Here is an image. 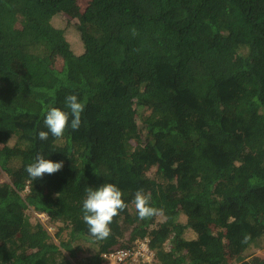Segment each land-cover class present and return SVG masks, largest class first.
Instances as JSON below:
<instances>
[{"label":"trees","instance_id":"obj_1","mask_svg":"<svg viewBox=\"0 0 264 264\" xmlns=\"http://www.w3.org/2000/svg\"><path fill=\"white\" fill-rule=\"evenodd\" d=\"M74 4L0 0V264H104L136 240L139 264H264V0H89L80 52L52 22ZM70 94L79 130L38 140ZM37 154L62 169L32 180ZM106 183L128 208L97 241L82 200ZM141 188L163 215L138 220Z\"/></svg>","mask_w":264,"mask_h":264},{"label":"clouds","instance_id":"obj_2","mask_svg":"<svg viewBox=\"0 0 264 264\" xmlns=\"http://www.w3.org/2000/svg\"><path fill=\"white\" fill-rule=\"evenodd\" d=\"M65 106L69 111H63L58 107H50L46 110L43 119L46 130L38 131V140L47 141L50 135L60 139L69 126L73 131L79 130L85 104L78 100L77 95L70 94L65 98ZM62 167L63 162H53L42 154H37L34 161L26 165L25 171L32 180H36L45 174H55ZM131 202L134 204L138 220L145 221L164 214L163 209L151 206L150 195L142 188L135 191ZM127 208L128 203L123 199V192L115 183H106L95 189L88 187L82 200V222L92 238L103 241L111 235L114 218ZM247 240L248 237L245 236L242 243H246Z\"/></svg>","mask_w":264,"mask_h":264},{"label":"rangeland","instance_id":"obj_3","mask_svg":"<svg viewBox=\"0 0 264 264\" xmlns=\"http://www.w3.org/2000/svg\"><path fill=\"white\" fill-rule=\"evenodd\" d=\"M89 0H75V4L73 6V9L75 8V11H72L75 12L74 14L72 13L71 15H65V14H59L57 15L53 20V24L57 25V26H61L65 29V33H66V36L71 44V48L74 52H80L82 51V44L78 41V38H77V35L75 34V32L73 31V29L70 26V24H74L77 22V15L78 13L82 12L83 9L86 7V5L88 4ZM79 13V14H80ZM67 22L69 23V25L67 24ZM51 60H52V65L54 67H60L61 64H62V61H61V58L57 55V54H53L52 57H51ZM17 72H20L21 70L20 69H16ZM216 107L218 110H221V111H226L227 110V107L226 106H223L221 104H216ZM9 144H12L11 142H9ZM3 178V177H2ZM1 178V179H2ZM39 220H42V219H39ZM45 225L47 226L46 228L48 229V231L53 234L56 230V227H57V224H48V223H45ZM186 235L188 237H195V234L192 230L190 229H187V232H186ZM247 253H254V255H258L260 257H264V249H260V248H251V249H248L246 251Z\"/></svg>","mask_w":264,"mask_h":264},{"label":"built area","instance_id":"obj_4","mask_svg":"<svg viewBox=\"0 0 264 264\" xmlns=\"http://www.w3.org/2000/svg\"><path fill=\"white\" fill-rule=\"evenodd\" d=\"M34 214L44 223L47 217L42 213ZM153 257L152 252L149 250L147 242L145 240H136L135 247L131 248H116L113 251L103 254V258L106 260L104 264H139L149 263Z\"/></svg>","mask_w":264,"mask_h":264}]
</instances>
